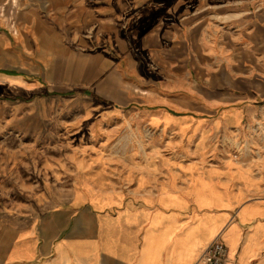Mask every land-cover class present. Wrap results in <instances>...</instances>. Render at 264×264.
<instances>
[{"label": "rangeland", "instance_id": "1", "mask_svg": "<svg viewBox=\"0 0 264 264\" xmlns=\"http://www.w3.org/2000/svg\"><path fill=\"white\" fill-rule=\"evenodd\" d=\"M51 4L1 19V214L52 207L63 196L52 188L70 186L74 157L110 156L118 166L151 135L137 126L146 107L186 111L220 98L227 108L240 104L234 94L252 91L264 0H80L76 11ZM242 140L255 143L246 128L202 163Z\"/></svg>", "mask_w": 264, "mask_h": 264}, {"label": "crops", "instance_id": "2", "mask_svg": "<svg viewBox=\"0 0 264 264\" xmlns=\"http://www.w3.org/2000/svg\"><path fill=\"white\" fill-rule=\"evenodd\" d=\"M77 1L0 0V24L11 9L51 2L63 10L74 3L76 11ZM253 47L252 91L233 95L240 104L221 108L216 98L186 111L146 107L137 126L151 135L137 138L118 166L110 156L74 157L70 186L52 188L63 194L52 207L0 213V264H197L217 237L227 264H264V142L244 160L221 153L202 163L223 138L264 117L257 69H264V45Z\"/></svg>", "mask_w": 264, "mask_h": 264}, {"label": "built area", "instance_id": "3", "mask_svg": "<svg viewBox=\"0 0 264 264\" xmlns=\"http://www.w3.org/2000/svg\"><path fill=\"white\" fill-rule=\"evenodd\" d=\"M261 127L264 128V117L247 123L246 128L249 130V135L253 136L255 139L254 145H248L247 140L239 141L237 144L238 147L236 146V148L227 155L238 160L247 157V154H250V152L254 154L259 151L256 146L258 143L263 144L264 142V130ZM249 149L252 150L248 152ZM227 255L228 249L226 245L217 237L203 250L197 264H227Z\"/></svg>", "mask_w": 264, "mask_h": 264}, {"label": "trees", "instance_id": "4", "mask_svg": "<svg viewBox=\"0 0 264 264\" xmlns=\"http://www.w3.org/2000/svg\"><path fill=\"white\" fill-rule=\"evenodd\" d=\"M13 73H16V72L13 71Z\"/></svg>", "mask_w": 264, "mask_h": 264}]
</instances>
